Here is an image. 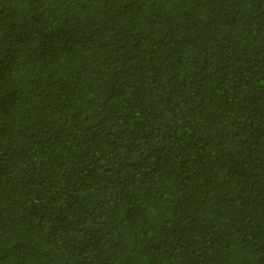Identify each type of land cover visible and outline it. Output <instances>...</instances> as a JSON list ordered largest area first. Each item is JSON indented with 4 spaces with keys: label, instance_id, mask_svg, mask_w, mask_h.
<instances>
[{
    "label": "trees",
    "instance_id": "obj_1",
    "mask_svg": "<svg viewBox=\"0 0 264 264\" xmlns=\"http://www.w3.org/2000/svg\"><path fill=\"white\" fill-rule=\"evenodd\" d=\"M0 264H264V0H0Z\"/></svg>",
    "mask_w": 264,
    "mask_h": 264
}]
</instances>
